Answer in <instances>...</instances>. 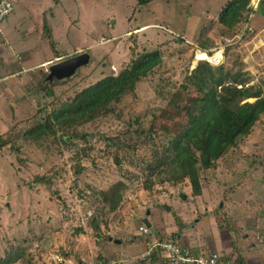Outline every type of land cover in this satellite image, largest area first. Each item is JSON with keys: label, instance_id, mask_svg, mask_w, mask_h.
Segmentation results:
<instances>
[{"label": "rangeland", "instance_id": "1", "mask_svg": "<svg viewBox=\"0 0 264 264\" xmlns=\"http://www.w3.org/2000/svg\"><path fill=\"white\" fill-rule=\"evenodd\" d=\"M7 1L13 11L0 25V135L8 142L0 153V257L21 248L15 264H165L153 246L183 233L218 248L217 217L193 219L189 182L150 175L155 142L147 131L185 128L196 96L184 78L209 60L204 52L223 46L221 65L239 62L251 84L264 80V9L251 22L254 32L242 34L247 9L231 30L218 23L227 0ZM155 49L160 65L108 115L55 136L23 137L78 91ZM54 54L60 61L88 54L90 62L68 79L48 81L51 65L42 62ZM207 174L200 173L203 186ZM119 181L121 202L110 211L99 192ZM257 194L249 217L264 215V192Z\"/></svg>", "mask_w": 264, "mask_h": 264}, {"label": "trees", "instance_id": "2", "mask_svg": "<svg viewBox=\"0 0 264 264\" xmlns=\"http://www.w3.org/2000/svg\"><path fill=\"white\" fill-rule=\"evenodd\" d=\"M146 2L138 0V4ZM248 3L249 0H229L221 8L218 23L231 30L246 11ZM161 61L159 49L136 55L117 75L105 76L81 89L69 102L25 132L23 137L38 139L55 136L57 130L73 128L108 115L110 106L120 97L133 93L136 85ZM235 66L212 67L201 61L184 78V84L195 91L194 107L186 111V126L181 132H170L167 128H163L160 134L153 128L147 131L151 143L155 142L152 161L147 165L150 175L161 171L167 174V181L187 180L192 195L198 196L202 189L200 173L214 168L217 160L241 137L250 133L264 114V80L251 84V75L244 71L243 65L238 62ZM47 95L50 96V93L47 92ZM250 99L253 102H248ZM7 145V139L0 135V153ZM124 188L125 184L119 181L99 192L100 202L110 211H115ZM149 188L150 185H147L146 189ZM191 250L196 254L197 251ZM23 256L21 248L10 249L4 257H0V264H15Z\"/></svg>", "mask_w": 264, "mask_h": 264}, {"label": "crops", "instance_id": "3", "mask_svg": "<svg viewBox=\"0 0 264 264\" xmlns=\"http://www.w3.org/2000/svg\"><path fill=\"white\" fill-rule=\"evenodd\" d=\"M79 50L77 48L75 52ZM61 57L54 54L42 63L52 65L60 61ZM248 101L253 102L252 99ZM207 172V183L203 186L201 182V193L192 200L193 219L207 220L211 215L217 217L219 247L207 239H189L185 233L177 235V242L194 249L197 255L218 253L228 264H264V215L248 216L251 212L250 203L255 202L257 192H264V114L250 133L241 137ZM259 209L264 211L263 207ZM237 222L243 228L241 226L238 229ZM185 228L183 226V231ZM207 246L209 251L204 252Z\"/></svg>", "mask_w": 264, "mask_h": 264}, {"label": "built area", "instance_id": "4", "mask_svg": "<svg viewBox=\"0 0 264 264\" xmlns=\"http://www.w3.org/2000/svg\"><path fill=\"white\" fill-rule=\"evenodd\" d=\"M264 9V0H249L247 5L248 13L246 19L243 22L241 33H253V27L251 25L254 16ZM13 6L10 1L0 0V25L5 21V19L12 13ZM240 33V34H241ZM225 42H229L227 39H223ZM197 52L195 50V58L197 57ZM209 56V60H205L210 66L218 67L224 61V47H218L213 53L204 52ZM115 72V68H112ZM117 75V74H114ZM138 230L144 234L148 233V229L145 227H139ZM158 247L162 254L163 260L167 264H228L224 262L218 253L210 252L207 254H200L195 256L190 247L184 246L179 242L166 241L162 244H156L153 248ZM109 264V263H103Z\"/></svg>", "mask_w": 264, "mask_h": 264}, {"label": "water", "instance_id": "5", "mask_svg": "<svg viewBox=\"0 0 264 264\" xmlns=\"http://www.w3.org/2000/svg\"><path fill=\"white\" fill-rule=\"evenodd\" d=\"M89 62L90 57L88 54H79L64 61H59L58 63H55L49 67V72L46 79L48 81H51L53 79L56 81L68 79L75 74L78 68L86 66ZM181 198L184 199V195H181ZM145 223L147 228H150V224L146 220ZM114 242L116 244H119V241Z\"/></svg>", "mask_w": 264, "mask_h": 264}]
</instances>
